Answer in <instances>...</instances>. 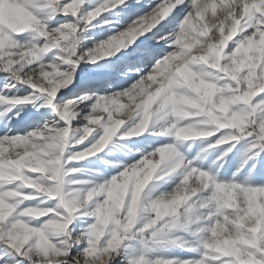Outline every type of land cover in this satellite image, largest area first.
<instances>
[{
    "label": "snow or ice",
    "instance_id": "6c2138e0",
    "mask_svg": "<svg viewBox=\"0 0 264 264\" xmlns=\"http://www.w3.org/2000/svg\"><path fill=\"white\" fill-rule=\"evenodd\" d=\"M261 171L264 0H0V264H264Z\"/></svg>",
    "mask_w": 264,
    "mask_h": 264
},
{
    "label": "rangeland",
    "instance_id": "374dc122",
    "mask_svg": "<svg viewBox=\"0 0 264 264\" xmlns=\"http://www.w3.org/2000/svg\"><path fill=\"white\" fill-rule=\"evenodd\" d=\"M147 2V0H146ZM96 33L98 38H103L104 36L110 35V31H105L104 28H99L96 29ZM108 81H100L99 82V87L103 90L104 87H106ZM31 110H26L25 112V117L28 116L29 112ZM122 115L126 116L127 115V110L122 113ZM162 123H165V121H162ZM206 145L202 146H197L196 148H193L192 154H195L196 151H199L200 147H203ZM187 147V145L185 146ZM137 148H144L143 144H136L131 140L128 141H114L112 145L109 146L108 149L105 150V152L101 153L99 157L92 158L90 160L84 161L81 164L77 165L78 167H81L84 169V172L82 174V178H88V179H100L101 177L103 179H108L112 175H115L119 169L109 167L102 161H108L109 163L115 164L119 162H131V159H133L130 155L129 150L132 149L133 151ZM219 155V152H217L215 155L212 154H204V164L205 166L211 164L214 160L217 159V156ZM251 155V154H250ZM138 159L139 157H135ZM245 159L244 157V152H243V146L242 145H237V148L233 150L232 153H230L227 157L224 158V160L219 161L217 164V167L220 170L221 175L225 177L231 176L234 172L237 171V169L240 167L242 164L243 160ZM251 161H249V164L244 167V169L240 172V178L245 179L247 177V173L249 171V168L251 166ZM99 165V166H98ZM99 174V175H97ZM257 181L262 182L264 181V171H261L258 176H257ZM162 191V189L155 191L152 193V196H157L159 195V192ZM198 213H192L190 214V218L192 220H195V216ZM150 212L145 213V216L150 217ZM199 225L196 223H192L190 225V229L188 233L183 234L186 239H189L193 243H196L200 237H195L191 235L192 231H195ZM174 234H181V233H174ZM140 238L137 237L136 239L131 240L129 243L131 244V247L129 248V254L134 255L136 252H138L141 248L140 244Z\"/></svg>",
    "mask_w": 264,
    "mask_h": 264
},
{
    "label": "bare ground",
    "instance_id": "6f19581e",
    "mask_svg": "<svg viewBox=\"0 0 264 264\" xmlns=\"http://www.w3.org/2000/svg\"><path fill=\"white\" fill-rule=\"evenodd\" d=\"M102 15H107V13H102ZM105 31H109L107 27L104 28ZM111 34V33H110ZM126 111V110H125ZM99 166V165H98Z\"/></svg>",
    "mask_w": 264,
    "mask_h": 264
}]
</instances>
